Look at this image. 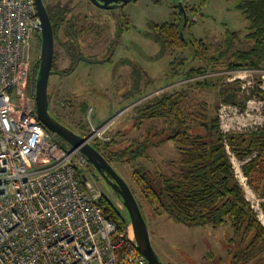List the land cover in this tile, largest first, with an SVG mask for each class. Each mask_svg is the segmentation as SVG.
I'll return each mask as SVG.
<instances>
[{"label":"rangeland","instance_id":"1","mask_svg":"<svg viewBox=\"0 0 264 264\" xmlns=\"http://www.w3.org/2000/svg\"><path fill=\"white\" fill-rule=\"evenodd\" d=\"M46 1L48 5L56 3L66 5L70 3L72 15H87L91 18V22L97 23L101 19L106 21V31L102 37L99 36L100 39L88 38L94 41L92 47L88 48L83 43V52L97 55L95 59L101 62L81 61L75 72L70 76L56 77L53 74L50 77L49 93L51 92L53 95L52 106L54 110L59 111L64 124L76 133L87 137L91 132V122L96 125L103 124L109 119L118 118L119 112L124 110V115L120 116L121 118L119 117L112 130L109 131L111 140L116 139L118 141V147L114 150H119L127 145L131 139L145 134L149 127V122H146L140 128L135 127V108L138 105L148 99L161 96L168 90L172 91L183 84L193 83L204 78H223L219 90L224 85L230 88V92L222 99L218 98L217 92L213 89L193 88L190 92L191 100H207L213 106L221 105L224 98L230 100L229 103H223L219 110L224 133L255 131L264 127V101L254 93V90L260 85L264 87V71L250 68L240 71H227L223 67L204 77L186 78V74L190 69L208 65V60L203 57L192 56V51L195 52V47L201 39L208 44H212V51L215 52L223 43L227 31L238 32L241 38H245L249 33V22L242 11L238 9L239 0H208L205 6L201 5V0H137L131 2L126 6L125 12L131 18L132 25H135V28L121 36L116 51L113 50L114 52H111L108 58V53L102 55L114 38V24L111 15H107L108 12L95 8L90 5L88 0ZM181 4L187 8L186 16L190 25L184 30V36L188 40L193 38L196 45L191 42L184 51L176 50L162 55L160 54L159 44L149 34V24L151 22L170 21L174 12H179L178 8ZM237 46L246 49L248 43L243 40L238 42ZM55 49L59 53L57 59L58 69H66L70 61L65 50L58 42H56ZM40 55L41 44L40 41L35 40L33 50L35 63L40 59ZM182 60L190 61L183 70L181 76L183 80L176 83L171 79L172 71L178 68V64ZM133 66L145 71L142 74L141 83L142 86H145V97L141 99H139L140 95L138 93L130 97V92H128L130 89L135 88L131 84V69ZM236 80L241 83H235ZM60 102L65 103V109L60 108ZM84 103L90 107L87 114L81 111V105ZM51 134L53 140L65 151L71 152L74 150L73 146L62 137L53 132ZM177 148L178 145L175 141H167L159 147L153 146L148 150V158H142L140 162L146 165L149 172L156 179L159 173L170 175L174 168L169 163L179 158ZM233 158L235 169L238 170L242 163L237 162L235 157ZM77 159L76 161H78ZM115 167L137 194L147 220L153 247L164 264H233L235 262L234 255L237 254L241 243L239 244V237H236L229 225L189 227L170 218L162 210L154 213L141 195L140 187L133 174L136 167L134 163H116ZM79 169L128 219L129 214L124 204L114 194L113 190L104 183L101 176L93 174L88 163L79 165ZM238 179L245 189L246 196L256 211L259 220L264 225V209L262 206L264 196L260 192L263 190L264 180L257 181L258 192L245 180L243 181L240 176H238ZM255 262L256 260L247 264ZM238 264L246 263L239 261ZM262 264H264V261H262Z\"/></svg>","mask_w":264,"mask_h":264},{"label":"trees","instance_id":"2","mask_svg":"<svg viewBox=\"0 0 264 264\" xmlns=\"http://www.w3.org/2000/svg\"><path fill=\"white\" fill-rule=\"evenodd\" d=\"M44 2L54 34L57 35L63 27L67 37L71 36L65 47L73 63L69 69L63 71L65 75L71 74L76 66V60L82 54L79 51L74 52L73 45L77 40L75 41L70 21L66 20L69 10L61 5H48L46 0ZM207 2L208 0H201V5L205 6ZM238 9L249 22V33L245 38H241L238 32L227 31L223 43L215 52L212 51V44L200 40L194 55L208 60V65L190 69L186 78L204 77L223 67L227 71L245 68L264 71V0H239ZM182 15L181 12L180 16ZM118 23L119 34L129 29L128 19L120 20ZM151 27L154 39L161 46L162 52L184 50L191 43V40L181 35L184 32V24L176 14H173L172 21L152 23ZM243 40L248 43L246 49L237 46V43ZM38 41L42 47L41 34L37 36ZM185 66L186 64L181 62L178 68L172 71L171 79L174 82L183 80L181 76ZM39 69L38 59L33 64L30 76L29 91L33 98L35 93L32 80L36 82ZM55 69L54 63L52 74ZM142 76V71L135 73L138 81L135 90L140 95L139 99L145 97V86L141 84ZM222 79L204 78L186 83L138 105L135 108V127L140 128L146 122L150 123L149 127L145 134L131 139L123 148L114 150L118 147L116 139L107 142L97 140L92 145L116 170V163H134L136 167L133 174L141 195L154 213L162 210L170 218L189 227L229 225L236 237H239V244L241 243L233 264H238L239 261L247 264L254 260L256 262L253 264H262L264 225L237 177L233 157L242 163L241 169L248 178V184L259 192L257 181L264 180V127L255 131L224 133L219 110L223 103H229L230 100L224 98L221 105L213 106L207 100L190 99L193 88L213 89L217 92L218 98L222 99L230 92L227 85L219 90L224 80ZM234 82L241 83L239 80ZM263 91L258 87L254 93L264 101ZM89 109V105L85 103L81 105L83 113L87 114ZM167 141L176 142L179 158L169 163L174 168L170 175L159 173L156 179L140 159L148 158V150L151 147H159ZM133 192L143 211L137 194L134 190ZM260 192L264 196V187ZM119 199L123 203L122 199ZM101 205L119 231H127L130 219L125 218L106 195H103ZM262 206L264 209V203Z\"/></svg>","mask_w":264,"mask_h":264},{"label":"built area","instance_id":"3","mask_svg":"<svg viewBox=\"0 0 264 264\" xmlns=\"http://www.w3.org/2000/svg\"><path fill=\"white\" fill-rule=\"evenodd\" d=\"M41 25L35 0H0V264H149L132 224L119 231L102 191L84 180L86 159L37 117L29 88ZM118 119L91 122L85 138L110 141ZM236 173L248 184L241 166Z\"/></svg>","mask_w":264,"mask_h":264},{"label":"water","instance_id":"4","mask_svg":"<svg viewBox=\"0 0 264 264\" xmlns=\"http://www.w3.org/2000/svg\"><path fill=\"white\" fill-rule=\"evenodd\" d=\"M36 7L41 18L42 47L40 55V69L36 82L32 80L34 88L37 117L43 126L50 132L57 134L78 150L105 180L111 185L118 197L122 199L127 210L130 222L134 229L136 241L141 254L149 264H164L153 247L147 220L139 205V202L129 184L120 173L111 165L104 155L98 151L88 139L76 133L71 128L61 123L50 113L49 82L55 60V36L53 25L44 0H35ZM98 2L97 0H92ZM110 3L116 0H104ZM97 62L95 60H90ZM84 180L87 176L83 174Z\"/></svg>","mask_w":264,"mask_h":264},{"label":"flooded vegetation","instance_id":"5","mask_svg":"<svg viewBox=\"0 0 264 264\" xmlns=\"http://www.w3.org/2000/svg\"><path fill=\"white\" fill-rule=\"evenodd\" d=\"M88 1H89L90 5L94 6L95 8H97L99 10L108 12L107 15L108 14L111 15V20H112V22L114 24V38L111 41V44L109 45V47L102 53V55L108 53L107 54V58H108L109 55L111 54V52L116 51V46L119 45V41H120L121 36H123L126 32L130 31L131 29L135 28V25L134 26L132 25L131 18L125 12V9H126V6L128 4H130L131 2L137 1V0H116V1H112V2L107 3V4L105 3L104 0H97L98 2H94L92 0H88ZM54 5H61V6H64V7L68 8L69 13L67 15V19L66 20L67 21H70V25L72 26V32H74L73 34H74V36L76 38L75 41L77 40V42H74V45H73V47L75 49L74 52L79 51L82 54V56H80V58L76 60L77 61L76 62V66H75V68H74V70L72 71L71 74H73L75 72V70H76L79 62H81V61L90 62V63H99V62H101L100 60L95 59L97 55L85 54L83 52V48H84V45H86V47H88V48L92 47L94 45V41H92V39L93 40H96L97 38L100 39L99 36L102 37V35L106 31V24H105L106 21H103L101 19L100 22H97L98 23L97 24L96 22H93V21L91 22V18L89 16H87V15L86 16H83V15L74 16V15H72V8L70 7V3L69 4H66V5H62V4L56 3ZM179 8H178L179 12H174V14H176L181 19V22L183 21L184 30H185L186 27L190 26L189 23H188V18L186 16V14H187V8H185L183 4H181V6ZM181 12L183 14L182 16H180V13ZM124 19H128L129 20V29H127L125 32H122L121 34H119L118 33V29H119L118 28V24H119L118 22L120 20H124ZM172 19H173V16H172V18H171L170 21H172ZM103 22H104V24H102ZM165 22H168V21H165ZM152 23H157V22H151L149 24V34H151L152 35V38L154 39V31H153V29L151 27V24ZM160 23H163V22H160ZM90 27H93V28L91 29ZM181 35L184 36V32H182ZM54 36H55V48H56V42H58L60 44V46L65 50V52L67 54V57L69 58L70 64H69V66L66 69H62V70L61 69H58V67H57V59L59 57V55H58L59 53L56 52V49H55V60H54V63H55L56 69L54 70V73L53 74L56 77L57 76L68 77L71 74L65 75L63 71L69 69L71 67L72 63H73L72 57L70 56V54L68 53V51H67V49L65 47V45L70 41L71 36H70V38H69V36L67 37L66 31H65V29H63V27L59 30V32L57 33V35L54 34ZM88 38H92V39H88ZM72 41H74V40H72ZM154 41H155V39H154ZM115 42H116V44H114ZM191 42L194 43L193 38L191 39ZM83 43H84V45H83ZM194 45H196V44L194 43ZM198 45H196L195 49L197 48ZM160 48H161V46H160ZM176 50L184 51L185 49L184 50H182V49H176ZM176 50H174L173 52H175ZM166 52L171 53V51H169V50H167ZM166 52H162V48H161L160 54L165 55V54H167ZM192 52H193L192 53V56L193 57H196L194 55V51H192ZM90 60H95L97 62H92ZM189 61L190 60H186V61L182 60L179 63L184 62L187 65ZM36 66H37V64L35 65L34 69H36ZM137 71H142V74L145 73V71L142 70L141 68H138L136 66H133L132 67V69H131V80H132V83L131 84L135 88H136V86L138 84V81L136 80V77H135V73ZM53 74H51V75H53ZM49 85H50V82H49ZM135 88H133L132 90L130 89V91H128V92H130V95H129L130 97H133V96L136 95L135 94L136 93ZM49 96H50L49 97V101H50V113L55 118H57L61 123L64 124V122L62 120V116L59 114V111L54 110V108L52 106L53 95H52L51 92L49 93ZM59 104H60L59 106H61L60 107L61 109H65L66 108L65 103H61L60 102ZM124 113H125V111L122 110V111L119 112L118 116L120 117V116L124 115ZM88 164L90 165V167H91V169L93 171V174H97V175H100L101 176V174L90 163H88ZM101 178L104 180V183L107 184L109 186V188L113 190L114 194L116 196H118L117 193H115L114 189L111 187V185L105 180V178L102 177V176H101ZM197 227H200V226H197ZM242 247H243V245H242Z\"/></svg>","mask_w":264,"mask_h":264},{"label":"bare ground","instance_id":"6","mask_svg":"<svg viewBox=\"0 0 264 264\" xmlns=\"http://www.w3.org/2000/svg\"><path fill=\"white\" fill-rule=\"evenodd\" d=\"M50 97V96H49Z\"/></svg>","mask_w":264,"mask_h":264}]
</instances>
